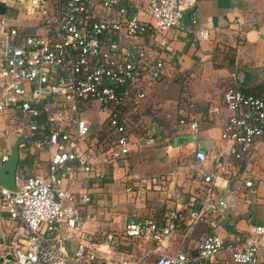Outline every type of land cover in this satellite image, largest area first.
I'll return each mask as SVG.
<instances>
[{"label":"built area","instance_id":"built-area-1","mask_svg":"<svg viewBox=\"0 0 264 264\" xmlns=\"http://www.w3.org/2000/svg\"><path fill=\"white\" fill-rule=\"evenodd\" d=\"M195 2L0 0L2 132L14 142L23 139L18 154L33 156L31 162L18 157L15 190L0 184V208L15 221L6 244L12 264H264V219L236 227L235 237L217 230L235 190L229 184L253 193L260 180L252 165L263 155L264 85L248 90L234 72L221 97L204 108L185 93L166 105L149 101L157 82L175 77L174 53L163 35L183 26L184 12ZM192 13L189 24L197 21ZM194 31L197 39L208 37L205 27ZM179 78L185 83L186 76ZM92 102L107 112L93 130ZM151 116L165 124L144 125ZM217 119L215 144L194 148L199 188L159 216L91 229L79 205L90 203V193L75 200L62 187L74 172L90 175L100 164L112 170L146 146L168 154L175 139ZM106 125L100 140L95 132ZM201 224L207 231L196 236Z\"/></svg>","mask_w":264,"mask_h":264},{"label":"crops","instance_id":"crops-1","mask_svg":"<svg viewBox=\"0 0 264 264\" xmlns=\"http://www.w3.org/2000/svg\"><path fill=\"white\" fill-rule=\"evenodd\" d=\"M193 9L192 15L197 19L194 24L170 27L163 35L168 51L174 53L175 77L157 82L149 96L150 102L155 100L166 105L167 100L185 93L194 103L206 104L221 97L224 86L236 70L230 66H214L211 53L216 44L231 39L240 25L238 4L234 0H196ZM199 27L207 29V38H196L194 28ZM260 30L248 27L238 45L248 50V81L241 83L248 86V90L264 85V37ZM180 74L189 78L188 91L181 88ZM238 75L244 77V73ZM221 121L217 119L195 134L177 138L176 146L168 154L159 147L146 146L115 162L112 170L100 164V171L90 175L74 172L62 180V187L73 192L75 200H79L80 192L90 193V203L80 202L79 205L89 217L86 224L91 229H118L130 218L148 213L159 216L165 209L173 208L177 200H188L199 188L200 177L196 171L199 160L194 148L196 145L212 147L219 138ZM5 124V117L0 115V155L2 149L15 143L14 137L3 135ZM258 147L263 155L252 165V171L260 176L256 191L252 193L237 183L229 184L235 190L229 194L231 203L226 209L225 220L217 228L223 238L235 237L236 227L246 229L250 223L264 219V145L259 143ZM30 151L37 150L31 147ZM40 153L42 158L48 157L46 152ZM101 171L103 174L99 175ZM128 185L133 186L132 191L126 190ZM14 224L15 221L0 208V264H12L3 256L7 253L6 244ZM206 231L207 227L201 224L195 234L200 236ZM261 252L264 255V247Z\"/></svg>","mask_w":264,"mask_h":264},{"label":"rangeland","instance_id":"rangeland-1","mask_svg":"<svg viewBox=\"0 0 264 264\" xmlns=\"http://www.w3.org/2000/svg\"><path fill=\"white\" fill-rule=\"evenodd\" d=\"M234 2L238 4L241 23L236 27V32L233 37L231 36V39L216 44L211 53V60L214 66H230L232 69L235 67V74L238 75V73L248 72V50L239 47V41L243 38V31L248 27L264 30V0H234ZM188 79L185 78V91H188ZM198 106L201 107L202 104ZM89 115L92 118L91 129L93 130L104 120L107 112L98 110L97 104L92 102L89 104ZM193 137L194 135L191 138ZM176 140L179 139L174 141ZM2 151H7V148L2 149ZM19 158L26 160V162L32 160L30 153H23L21 150L19 151Z\"/></svg>","mask_w":264,"mask_h":264},{"label":"water","instance_id":"water-1","mask_svg":"<svg viewBox=\"0 0 264 264\" xmlns=\"http://www.w3.org/2000/svg\"><path fill=\"white\" fill-rule=\"evenodd\" d=\"M193 12V8H188L183 15V22L184 24L188 25L190 22V16ZM23 141L22 138L17 140L12 147L10 148V152L8 154L7 159L0 165V184L11 190L16 189L15 183V171L18 163V144L19 142ZM3 258L8 262H12V256L10 253H6Z\"/></svg>","mask_w":264,"mask_h":264},{"label":"trees","instance_id":"trees-1","mask_svg":"<svg viewBox=\"0 0 264 264\" xmlns=\"http://www.w3.org/2000/svg\"><path fill=\"white\" fill-rule=\"evenodd\" d=\"M242 81H243V82L248 81V72H245V73H244V77H243ZM181 82H182V81H181ZM241 83H242V82H241ZM184 87H185V85H184V83L182 82V87H181L182 90L184 89ZM204 107H205V104H202V108H204ZM151 115H152V114H151ZM149 120L155 121L157 124H165V122H164L163 119H161V118H159V117L151 116V118L146 119V120L143 122L144 125H147L148 122H149ZM106 127H107V125L104 126L103 129H101V130H97V131L95 132V135L98 137V139H100V140L103 139V136L106 134Z\"/></svg>","mask_w":264,"mask_h":264}]
</instances>
